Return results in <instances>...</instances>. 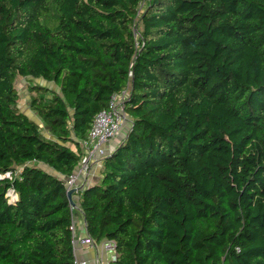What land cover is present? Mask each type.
Instances as JSON below:
<instances>
[{
    "label": "trees",
    "instance_id": "1",
    "mask_svg": "<svg viewBox=\"0 0 264 264\" xmlns=\"http://www.w3.org/2000/svg\"><path fill=\"white\" fill-rule=\"evenodd\" d=\"M35 119L21 111L18 77ZM127 135L79 189L109 264H264V0H0V264H77L66 181L113 93ZM10 191L13 194H9Z\"/></svg>",
    "mask_w": 264,
    "mask_h": 264
},
{
    "label": "built area",
    "instance_id": "2",
    "mask_svg": "<svg viewBox=\"0 0 264 264\" xmlns=\"http://www.w3.org/2000/svg\"><path fill=\"white\" fill-rule=\"evenodd\" d=\"M128 95V88L113 93L108 106L96 114L88 133V137L82 141L86 152L85 158L79 163L72 174L65 177L67 191L77 187V183L82 175L89 172L90 163L96 158V153L98 151L101 153L100 145L114 138L127 123L128 117L125 113V100ZM9 194H13V192L10 191ZM72 207L74 206L72 205ZM72 229L74 232L76 231L75 222L72 224ZM81 241L86 244L95 245V241L88 233L81 239ZM73 243L75 245V235ZM101 243L105 249L113 252L112 260L115 259L117 255L115 241L103 240ZM99 261L100 264H102L101 258Z\"/></svg>",
    "mask_w": 264,
    "mask_h": 264
},
{
    "label": "crops",
    "instance_id": "3",
    "mask_svg": "<svg viewBox=\"0 0 264 264\" xmlns=\"http://www.w3.org/2000/svg\"><path fill=\"white\" fill-rule=\"evenodd\" d=\"M130 126L131 124L129 122L126 123L114 138L100 145L101 153L99 151L96 153V158L93 159L90 163L89 172L82 175L79 182L77 183L78 184L77 189L74 190L72 194V198L76 204L75 205L76 208L78 207L80 203L79 189L92 185L100 179V176H101L100 172H101L103 159L107 155H110L115 150V148L119 145V143L127 135ZM59 176L62 178H65V176L61 174ZM74 217H75L74 222L76 225V231L74 233L75 234L74 250H75V256H76V263L77 264H100L99 259L101 258L102 264H109L112 261L113 252L105 249L101 242L99 243L95 242V245L83 243L81 239L84 238L88 232L86 229L85 220L82 214L80 213V211L78 210V208H77V211L75 212Z\"/></svg>",
    "mask_w": 264,
    "mask_h": 264
},
{
    "label": "rangeland",
    "instance_id": "4",
    "mask_svg": "<svg viewBox=\"0 0 264 264\" xmlns=\"http://www.w3.org/2000/svg\"><path fill=\"white\" fill-rule=\"evenodd\" d=\"M35 84L47 86L49 88L58 90V88L55 86L53 82H47L43 80L42 78H34L31 76L18 77L15 82L16 88L20 94V100H19L18 106L21 111L25 112L28 116L38 121L41 124L42 129L44 130L45 134L49 135L48 132L45 130L43 124L40 122L39 118L36 116L35 112L31 109V106H30L31 95H32L31 86ZM41 166L44 167L46 170L52 173H55L58 176L60 175L58 172H56L55 170H53L52 168H50L49 166L45 164H41Z\"/></svg>",
    "mask_w": 264,
    "mask_h": 264
},
{
    "label": "water",
    "instance_id": "5",
    "mask_svg": "<svg viewBox=\"0 0 264 264\" xmlns=\"http://www.w3.org/2000/svg\"><path fill=\"white\" fill-rule=\"evenodd\" d=\"M76 189H77V187L72 188V189H69V190L67 191L68 198H69V200H70L71 205H73V206H75L76 204H75V202H74V200H73V198H72V194H73L74 190H76ZM75 207H76V206H75Z\"/></svg>",
    "mask_w": 264,
    "mask_h": 264
}]
</instances>
